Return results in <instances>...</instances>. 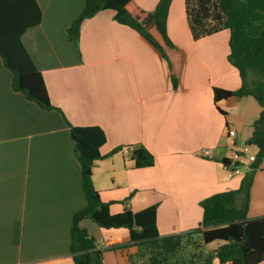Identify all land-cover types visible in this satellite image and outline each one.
Masks as SVG:
<instances>
[{
  "label": "crops",
  "instance_id": "1",
  "mask_svg": "<svg viewBox=\"0 0 264 264\" xmlns=\"http://www.w3.org/2000/svg\"><path fill=\"white\" fill-rule=\"evenodd\" d=\"M35 1L41 22L21 41L51 105L62 114L44 111L12 91V76L0 61V264H74L72 218L85 208L86 199L66 121L99 127L105 134L92 183L111 214L156 205L161 237L194 231L202 218V200L240 188L247 166L232 174L220 160L233 163L261 111L251 97L213 101V89L236 91L241 86L227 59L229 31L194 41L184 0L171 1L166 29L180 56L173 90L167 61L135 30L114 21L112 11L84 20L74 47L66 30L84 0ZM131 1L152 12L159 0ZM231 130L233 139L228 138ZM137 146L154 157L152 167H133L129 152ZM248 151L255 154L257 149ZM243 201L237 194L235 206ZM260 217L264 159L253 174L247 210L248 219ZM79 226L102 250V264H127L126 251L108 250L127 243V230H104L89 219ZM217 245L205 249L213 251Z\"/></svg>",
  "mask_w": 264,
  "mask_h": 264
},
{
  "label": "trees",
  "instance_id": "2",
  "mask_svg": "<svg viewBox=\"0 0 264 264\" xmlns=\"http://www.w3.org/2000/svg\"><path fill=\"white\" fill-rule=\"evenodd\" d=\"M171 1L159 0L152 12H145L131 0H84L82 9L66 30L68 41L77 47L82 22L110 10L114 21L135 30L167 61L172 88L176 90L180 56L166 29ZM184 8L194 41L224 30L230 33L227 59L238 71L241 86L236 91L213 89V101L216 104L231 97H251L257 102L261 111L244 143L245 148L257 149L254 160L247 164L238 190L218 193L199 203L202 218L194 231L161 237L156 229V205L136 213L129 208L117 214L109 212L110 205L101 201L92 183L95 164L103 158L100 148L105 143V134L99 127L72 126L66 121L86 199L85 208L72 218L70 254L74 264H102V250L79 226L84 219L104 230L128 231L126 244L108 249L126 251L127 264H212L214 259L220 264L264 262V217L247 218L252 177L264 159V0H184ZM40 22L41 12L35 0H0V61L12 76V91L44 111L62 114L51 105L43 78L21 41L22 35ZM120 150L118 147L111 154ZM129 158L135 169L154 165V157L142 146L131 149ZM220 162L230 170L241 167L226 158ZM237 194L244 197L239 208L235 206ZM213 243L219 245L205 252V247ZM129 249L134 252L129 253Z\"/></svg>",
  "mask_w": 264,
  "mask_h": 264
},
{
  "label": "built area",
  "instance_id": "3",
  "mask_svg": "<svg viewBox=\"0 0 264 264\" xmlns=\"http://www.w3.org/2000/svg\"><path fill=\"white\" fill-rule=\"evenodd\" d=\"M235 137V132L234 131H229L228 132V138L229 139H233ZM236 148V147H235ZM250 148H245V146H240V147H237V152L234 153L233 157H234V160H233V163H239L244 166H247V164L250 162V161H253L254 160V154H251L247 157L244 156L245 153L249 152ZM232 163V164H233ZM239 171L238 168H235L234 170H231L230 173L232 174H237Z\"/></svg>",
  "mask_w": 264,
  "mask_h": 264
},
{
  "label": "rangeland",
  "instance_id": "4",
  "mask_svg": "<svg viewBox=\"0 0 264 264\" xmlns=\"http://www.w3.org/2000/svg\"><path fill=\"white\" fill-rule=\"evenodd\" d=\"M251 154H253V153H252V152H247V156H249V155H251ZM261 165H262V162H261ZM261 165H260V166H261ZM212 249H213V248L210 247V248H208V249H204V251H205V252H209V251H212ZM133 251H134V250H133ZM112 255H113V254L110 253L108 256H112ZM112 257H113V256H112ZM214 261H217V259H214ZM217 262H218V261H217ZM217 262H216V263H217ZM218 263H219V262H218ZM218 263H217V264H218Z\"/></svg>",
  "mask_w": 264,
  "mask_h": 264
}]
</instances>
